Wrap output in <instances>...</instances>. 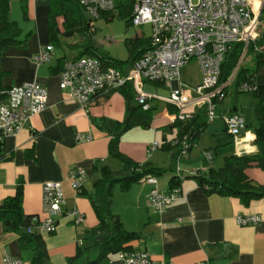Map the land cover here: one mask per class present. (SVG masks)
<instances>
[{
  "label": "crops",
  "instance_id": "obj_1",
  "mask_svg": "<svg viewBox=\"0 0 264 264\" xmlns=\"http://www.w3.org/2000/svg\"><path fill=\"white\" fill-rule=\"evenodd\" d=\"M251 3L258 9V0H251ZM50 10L48 0H9V17L19 30L17 37L21 43L9 47L0 59V69L5 73L2 78L5 90L24 82H37L48 93L46 108L32 116L15 136L3 139L0 206L15 195L20 185L22 212L35 216L39 224L45 219L43 184L57 181L61 184L65 202L63 209H77L84 218L82 223L75 224L65 214L55 217L56 228L52 233H44L36 225L48 254L45 264H67L79 250L86 251L84 257L95 258L97 252L92 247L93 237L88 231L97 225L98 220L88 194L101 177L102 167L118 171L123 166L108 152L109 142L115 134H118V150L122 155L145 168L160 170L161 173L150 175L156 178L159 190L169 191L175 182L181 190V198L159 214L147 205L146 195L151 186L144 182L145 178L131 184L125 191L115 187L111 212L119 217L127 232L138 234V238L127 243L131 250L146 251L153 264H264V220L256 225L241 226L235 219L255 214L264 216V197L245 204L237 197L208 194L194 177L207 173L210 168L222 167L229 156H252L258 152L253 133L257 98L250 92L247 93L252 97L243 98L237 94L243 92L239 84L250 73L256 85H264V54L257 57V47L250 45L240 55L223 88L225 97L216 103L218 113L202 128L187 154L179 157L180 145L175 144V140L181 138V131L174 124L178 121L176 110L162 98L177 88L184 95L195 96L194 89L200 84L201 74L198 64L195 75L194 69L188 65H194L192 62L196 61L183 66L178 79L172 82L139 80L138 87L142 92L157 97L149 101L151 112L146 121L136 101L137 92L132 81L119 90L99 94L83 108L68 99L60 89L63 65L87 56L108 61L118 59L110 54H98L93 42L85 36L86 32L91 36L92 31H80V26L64 23L62 14H57L58 8L55 7L51 10V15L55 14L51 37ZM79 10L82 13L81 7ZM256 16L258 38L264 34V24L261 23L264 4L256 11ZM130 38H143V35L137 32ZM45 44H52V58L48 63L36 65L32 57ZM247 56H250L248 64L254 62V70L244 68L242 64ZM132 64L127 61L117 68L126 75ZM239 66L242 74H236ZM230 87L234 89V95ZM162 92L166 94L162 95ZM3 99L4 96L0 97ZM202 107L205 106L193 107L192 115L183 123L193 118L192 125L196 126ZM231 113L239 114L246 125L236 138L225 131L223 118ZM138 117L142 119L138 121ZM129 120L131 122L127 125ZM79 134L90 135L91 139L78 142ZM153 143L158 147L149 151ZM78 168L86 174L80 191L73 189L68 178L69 171ZM192 171L197 173L191 175ZM245 174L254 183L264 184V170L252 165L245 169ZM5 254L19 260V264H31V249L21 247L18 235L6 230L0 220V264H5ZM101 264L124 263L116 253L108 255Z\"/></svg>",
  "mask_w": 264,
  "mask_h": 264
},
{
  "label": "built area",
  "instance_id": "obj_2",
  "mask_svg": "<svg viewBox=\"0 0 264 264\" xmlns=\"http://www.w3.org/2000/svg\"><path fill=\"white\" fill-rule=\"evenodd\" d=\"M118 0H78L89 18L101 14L114 13ZM125 1V0H123ZM132 3L131 25L150 24V48L132 64L131 70L124 75L113 66L105 65L101 59L81 57L68 61L60 72V89L65 96L85 108L99 94L119 90L127 83L133 82L136 90V101L142 110L151 109L149 101L157 98L144 93L138 87L140 79L150 81L172 82L179 77L180 69L191 61H196L200 70V84L195 87V96H187L177 88L163 100L176 110V120L183 122L192 115L195 106L206 107L207 122L214 117V108L223 100L225 83L218 84L221 65L226 54L234 43L242 44L241 55L257 38L259 27L256 11L264 4L258 0V9L251 0H126ZM53 55L52 44L42 45L33 55L36 65L48 63ZM141 86V85H139ZM240 91L251 92L255 89L252 83H242ZM4 99L0 100V149L3 139L15 136L25 123L39 114L47 106L48 93L44 86L37 82H24L11 86L3 91ZM227 132L238 137L246 128L244 119L237 113L224 118ZM91 139L90 135H78L77 141ZM180 145L178 156H184L193 143L188 136L175 140ZM158 147L153 143L152 151ZM210 158V155L208 154ZM178 175L181 176L179 171ZM197 171H192L194 175ZM81 168L69 171L68 178L73 189L80 191L85 179ZM151 186L147 196V205L155 213L163 214L176 200L181 198V190L174 186L169 191L157 188L154 176L144 180ZM42 203L45 219L37 224L40 231L52 233L56 228L55 217L65 214L75 224L84 221L83 214L77 209L64 210V199L60 182H46L42 187ZM241 226L256 225L262 215L237 216ZM36 220L35 218L33 219ZM180 220V219H179ZM124 264H153L149 254L144 250H132L119 253ZM5 264H19L8 254L3 257ZM201 264V263H199Z\"/></svg>",
  "mask_w": 264,
  "mask_h": 264
},
{
  "label": "trees",
  "instance_id": "obj_3",
  "mask_svg": "<svg viewBox=\"0 0 264 264\" xmlns=\"http://www.w3.org/2000/svg\"><path fill=\"white\" fill-rule=\"evenodd\" d=\"M52 8H58L57 14L61 13L64 23L72 27L80 26L79 19L80 5L78 0H48ZM116 9L120 16H128L127 20L131 24L132 3L129 1L118 0ZM49 11V34L52 37L54 31V16ZM113 13L101 14L108 16ZM84 27L91 31V18L83 19ZM19 30L16 24L9 17V0H0V59L6 50L11 46H18L21 41L18 39ZM125 44L128 49L127 61L134 63L144 51L150 48V38L126 39ZM257 47V57L264 54V34H261L250 44ZM248 46V49L251 46ZM242 51L241 43H234L221 65L218 84L227 82L235 69ZM105 65L118 67L123 61H108L101 59ZM126 61V62H127ZM241 72V73H240ZM240 66L236 74H242ZM5 75L0 69V97L5 88L2 87V78ZM253 74L244 76L242 83H252L255 89L250 93L257 98L255 106L256 125L253 127L254 144L258 148L255 155L229 156L225 159L222 167L210 168L207 173L194 176L197 183L208 193H216L224 196L237 197L247 204L252 199L264 197V184L254 183L246 174L245 169L249 166H256L264 170V85H256L252 80ZM240 83L239 86L242 84ZM2 92V93H1ZM141 107V106H140ZM150 110L142 111L143 120H148ZM200 121L193 126L194 119L186 122L175 121L174 124L180 129V136L187 135L190 142L194 143L202 128L208 123L206 119V107H202L198 114ZM205 117V120L203 118ZM142 119L138 117L137 120ZM131 120H129V125ZM225 131L227 132L226 128ZM227 134L232 137L228 132ZM233 138V137H232ZM110 156L119 159L123 166L118 171H111L107 167H102L101 177L93 184L92 193L88 194L94 213L98 220L97 225L88 231L93 237L92 247L96 249L95 258L84 257L85 250H79L74 257L68 259L67 264H101L104 258L110 254H116L124 251H132L127 243L138 238L137 233L127 232L117 215L111 212L113 195L115 187L125 191L128 187L143 178L150 175L161 173L156 168H145L131 161L118 150V134L110 140L108 146ZM177 182L173 184L176 186ZM22 189L17 186L13 197L6 199L0 206V220L8 231L15 232L18 235V241L23 248L31 249V264H45L48 260V254L41 234L36 230L37 222L33 219L35 216L26 215L22 212Z\"/></svg>",
  "mask_w": 264,
  "mask_h": 264
},
{
  "label": "rangeland",
  "instance_id": "obj_4",
  "mask_svg": "<svg viewBox=\"0 0 264 264\" xmlns=\"http://www.w3.org/2000/svg\"><path fill=\"white\" fill-rule=\"evenodd\" d=\"M126 1V0H125ZM82 13H79V19L81 20L80 31H89L84 27V17L89 18L90 16L87 12L82 9ZM128 16H120L118 14L117 9L112 15L108 16H99L93 18L91 22V36L90 33L86 32L85 36L93 42L94 46L98 50V54L111 56L121 60L123 62L127 61L128 58V49L125 44L126 39H131L130 37H134L137 32L143 35V38H148L151 35V26L150 24H145L141 26H133L128 23ZM261 23L264 24V16L261 17ZM264 26V25H262ZM264 28V27H262ZM255 59V57L253 56ZM250 56H247L243 59L242 64L244 68H248L250 70H254V62L249 63ZM191 63V62H190ZM194 65H188L190 68L192 67L194 70V75L196 74L197 63L192 62ZM189 64V63H188ZM234 95V89L232 87L229 88ZM162 95H165L166 92H162ZM240 97L249 96L252 97L250 93L247 92H239L237 94ZM229 97V96H228ZM163 100V98H162ZM161 100V101H162ZM217 106V105H216ZM214 108V114H217L219 111V106Z\"/></svg>",
  "mask_w": 264,
  "mask_h": 264
}]
</instances>
